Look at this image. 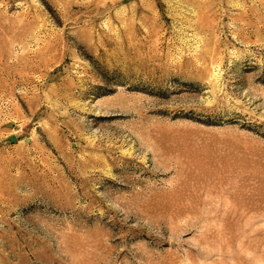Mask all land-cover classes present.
<instances>
[{
    "label": "rangeland",
    "instance_id": "rangeland-1",
    "mask_svg": "<svg viewBox=\"0 0 264 264\" xmlns=\"http://www.w3.org/2000/svg\"><path fill=\"white\" fill-rule=\"evenodd\" d=\"M0 264H264V0H0Z\"/></svg>",
    "mask_w": 264,
    "mask_h": 264
}]
</instances>
